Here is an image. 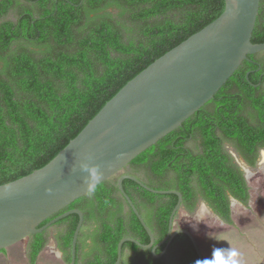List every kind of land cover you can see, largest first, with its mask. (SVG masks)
Masks as SVG:
<instances>
[{"label":"trees","instance_id":"16d2710c","mask_svg":"<svg viewBox=\"0 0 264 264\" xmlns=\"http://www.w3.org/2000/svg\"><path fill=\"white\" fill-rule=\"evenodd\" d=\"M225 9L226 0H0V185L49 164L131 80ZM252 42L264 43V0ZM228 146L251 168L264 151V52L249 56L214 99L123 170L153 189L179 191L188 214L202 202L233 226L232 200L248 206L251 195ZM121 172L41 225L73 209L84 213L76 264H114L127 237L150 242L119 190ZM123 185L161 243L178 196L132 180ZM78 223L73 214L29 236L28 263L37 264L53 239L70 264ZM121 264H200V256L178 234L158 259L125 243Z\"/></svg>","mask_w":264,"mask_h":264},{"label":"water","instance_id":"95a60500","mask_svg":"<svg viewBox=\"0 0 264 264\" xmlns=\"http://www.w3.org/2000/svg\"><path fill=\"white\" fill-rule=\"evenodd\" d=\"M260 2L226 0V9L219 18L131 80L49 164L0 185V251L75 214L79 216V223L72 242L70 264H76L84 213L73 209L41 225L180 128L214 99L249 56L264 52V43L252 42ZM85 165L96 168L95 179L85 170ZM125 180H132L155 194L178 196L168 234L161 243L155 244L152 230L124 189ZM118 186L148 233L150 242L142 244L131 237L122 239L114 264H121L123 246L128 242L151 250L154 258H161L178 234H185L192 240L200 262L203 261L193 234L187 229L174 230L175 216L183 202L179 191L153 189L130 174L120 176ZM163 245V252L157 254V249Z\"/></svg>","mask_w":264,"mask_h":264},{"label":"rangeland","instance_id":"374dc122","mask_svg":"<svg viewBox=\"0 0 264 264\" xmlns=\"http://www.w3.org/2000/svg\"><path fill=\"white\" fill-rule=\"evenodd\" d=\"M15 17L11 13L8 19L14 20ZM190 146L194 147L192 144ZM227 150L247 177L251 195L249 205L233 201L232 226L223 223L201 202L195 215L188 214L182 208L174 228L187 229L193 234L204 260L212 257L214 248H225L239 253V264H264V151L260 152L257 166L251 168L231 146ZM126 172L127 170H123L117 178ZM50 234L54 237L57 230L52 229ZM52 240L43 252L39 264H65L61 252ZM27 242L24 240L6 249V254L0 255V264H29L26 257ZM87 244H91V241ZM85 251H88V247Z\"/></svg>","mask_w":264,"mask_h":264},{"label":"clouds","instance_id":"9594fccd","mask_svg":"<svg viewBox=\"0 0 264 264\" xmlns=\"http://www.w3.org/2000/svg\"><path fill=\"white\" fill-rule=\"evenodd\" d=\"M86 171L91 172L93 179L97 177L96 168H89L87 165L84 166ZM201 220L203 217L200 218ZM239 253L233 249L225 248H214L212 252V257L210 259H205L200 264H239Z\"/></svg>","mask_w":264,"mask_h":264},{"label":"flooded vegetation","instance_id":"af4514ba","mask_svg":"<svg viewBox=\"0 0 264 264\" xmlns=\"http://www.w3.org/2000/svg\"><path fill=\"white\" fill-rule=\"evenodd\" d=\"M245 162V161H244ZM246 179H247V177H246ZM233 201H235V202H238V203H240L239 201H237V200H235V199H233L232 200V204H231V207L233 206ZM205 204V203H204ZM240 204H242V203H240ZM206 205V204H205ZM207 206V205H206ZM208 207V206H207ZM208 209H209V207H208ZM210 210V209H209ZM211 211V210H210ZM212 212V211H211ZM213 213V212H212ZM214 214V213H213ZM216 216V215H215Z\"/></svg>","mask_w":264,"mask_h":264},{"label":"crops","instance_id":"0c3cea01","mask_svg":"<svg viewBox=\"0 0 264 264\" xmlns=\"http://www.w3.org/2000/svg\"><path fill=\"white\" fill-rule=\"evenodd\" d=\"M195 238V237H194ZM196 240V239H195ZM197 242V241H196ZM198 245V244H197ZM199 247V246H198ZM47 249V248H46ZM199 249H200V247H199ZM200 251H201V249H200ZM201 254H202V252H201ZM42 255H43V253L40 255V257H39V259H38V262H37V264H39V262H40V259H41V257H42ZM202 256H203V254H202ZM203 260H204V258H203Z\"/></svg>","mask_w":264,"mask_h":264}]
</instances>
